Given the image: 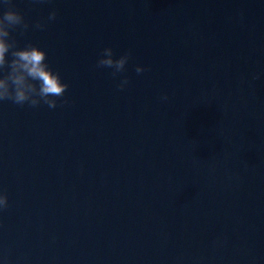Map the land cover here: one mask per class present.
Wrapping results in <instances>:
<instances>
[{
    "label": "water",
    "instance_id": "water-1",
    "mask_svg": "<svg viewBox=\"0 0 264 264\" xmlns=\"http://www.w3.org/2000/svg\"><path fill=\"white\" fill-rule=\"evenodd\" d=\"M12 3L68 88L0 101V264H264V0Z\"/></svg>",
    "mask_w": 264,
    "mask_h": 264
},
{
    "label": "clouds",
    "instance_id": "clouds-1",
    "mask_svg": "<svg viewBox=\"0 0 264 264\" xmlns=\"http://www.w3.org/2000/svg\"><path fill=\"white\" fill-rule=\"evenodd\" d=\"M3 4L6 10L0 13V101L10 100L20 106L27 103L31 107L43 103L49 108H55V98L63 97L68 85L62 83L59 73L54 72L46 63V53L43 50L31 43L23 48L17 47V41L12 38L11 32L18 29L23 34L29 25L15 9L12 0H3ZM55 18L56 12L52 11L47 19L52 21ZM44 26L39 21L34 25L41 30ZM130 55V52H126L114 59L113 50L106 47L96 66L113 69L112 75L115 77L124 71ZM6 56L11 58L6 59ZM135 71L140 74L145 69L137 66ZM127 83L128 79L125 77L117 88L122 90ZM161 99L167 100V96L164 95ZM0 206L7 207V197L4 195H0Z\"/></svg>",
    "mask_w": 264,
    "mask_h": 264
}]
</instances>
